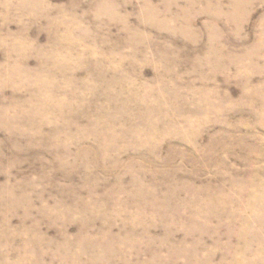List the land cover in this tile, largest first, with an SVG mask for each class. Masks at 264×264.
I'll return each mask as SVG.
<instances>
[{
  "label": "rangeland",
  "instance_id": "1",
  "mask_svg": "<svg viewBox=\"0 0 264 264\" xmlns=\"http://www.w3.org/2000/svg\"><path fill=\"white\" fill-rule=\"evenodd\" d=\"M0 264H264V0H0Z\"/></svg>",
  "mask_w": 264,
  "mask_h": 264
}]
</instances>
